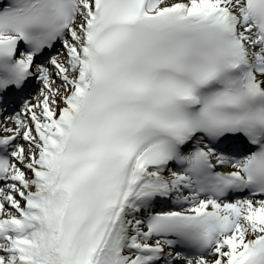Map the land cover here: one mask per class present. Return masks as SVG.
<instances>
[{"label": "snow or ice", "instance_id": "1", "mask_svg": "<svg viewBox=\"0 0 264 264\" xmlns=\"http://www.w3.org/2000/svg\"><path fill=\"white\" fill-rule=\"evenodd\" d=\"M0 264H264V0H0Z\"/></svg>", "mask_w": 264, "mask_h": 264}]
</instances>
